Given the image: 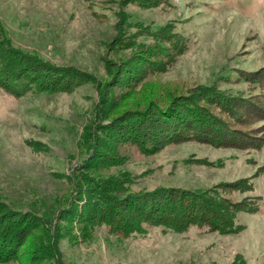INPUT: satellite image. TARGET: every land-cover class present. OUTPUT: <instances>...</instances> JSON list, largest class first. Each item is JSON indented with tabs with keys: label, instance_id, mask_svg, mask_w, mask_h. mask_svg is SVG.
I'll return each mask as SVG.
<instances>
[{
	"label": "rangeland",
	"instance_id": "obj_1",
	"mask_svg": "<svg viewBox=\"0 0 264 264\" xmlns=\"http://www.w3.org/2000/svg\"><path fill=\"white\" fill-rule=\"evenodd\" d=\"M0 29L67 76L53 91L0 86V232L13 240L0 264H39L33 248L53 238L61 264H264V0H0ZM149 111L165 144L144 152L142 123L124 120ZM159 191L258 209L237 212L234 232L175 231L136 209ZM128 217L140 230L103 222Z\"/></svg>",
	"mask_w": 264,
	"mask_h": 264
},
{
	"label": "trees",
	"instance_id": "obj_2",
	"mask_svg": "<svg viewBox=\"0 0 264 264\" xmlns=\"http://www.w3.org/2000/svg\"><path fill=\"white\" fill-rule=\"evenodd\" d=\"M1 34L2 31L0 29V40L5 45H0V86L2 88L13 93L25 92L30 89L38 92L53 91L57 88V85L67 77L65 71L62 69L55 68L56 71H52L51 68H44L43 66L45 64L36 67L31 59L25 57V54L12 50V48L8 46L7 40L1 38ZM51 67L54 68L53 66ZM149 98L150 97H146L144 100L147 101ZM220 103L223 104L224 102ZM191 105H194V102H192ZM197 108L193 109V111L195 112ZM153 116H156V112L149 111L146 114H138L135 112L134 114H127L126 117L128 120H124L125 123H127V127H131L132 125L137 126L139 123H142L141 126L137 128L138 132L135 130L131 135L135 139L141 135L145 136L143 143L144 152H150L153 149L157 150L165 144L161 139L155 141V139L161 136V132L163 131L161 128L162 126L157 124V126L148 125L152 119H156L152 118ZM149 119L151 120L149 121ZM192 125L193 124L189 125V129L194 131ZM219 125L221 126L220 123H218V126ZM218 126H213V124H211V127L216 128ZM168 140L172 141L173 139L168 136L166 141ZM118 182L119 181L114 184ZM244 189H247V191L251 190V184H247ZM107 193L108 192L103 190L104 197L109 198L110 196H108ZM166 193H168L166 196H161V191L154 193L153 195L157 194L159 197L157 200L154 199L153 201L150 200V197H153V195H146L147 198L145 201L151 202H146L144 206L140 205L136 208L145 215L142 222L148 223L151 226H164L175 231L183 230L190 224H195L198 226H207L213 231L229 233L237 230L233 225L237 212H255L258 209V205L255 202L252 204H233L216 193L204 192L194 194L192 192L184 193L182 191H178L177 193L166 191ZM120 200L121 199H119V202H117V199L113 201L111 204V214L108 215H117L120 213ZM102 201L105 200L102 199ZM103 213L106 214L109 213V211L105 208L103 209ZM134 217L139 219L137 215ZM130 218L128 217L127 220H105L103 222L109 227H112L115 232L127 235L136 230H140L138 225L139 222H137L139 220ZM51 242V244L49 242H45L44 244L39 243V245L33 248L43 254V257L38 262L39 264H61L58 257L59 254L55 247L57 241L53 238ZM12 243V238L10 240L6 239L0 232V253H5V250L11 249Z\"/></svg>",
	"mask_w": 264,
	"mask_h": 264
}]
</instances>
